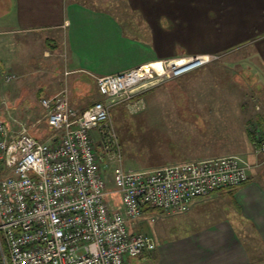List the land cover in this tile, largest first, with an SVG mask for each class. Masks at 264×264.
I'll list each match as a JSON object with an SVG mask.
<instances>
[{"label": "crops", "instance_id": "1", "mask_svg": "<svg viewBox=\"0 0 264 264\" xmlns=\"http://www.w3.org/2000/svg\"><path fill=\"white\" fill-rule=\"evenodd\" d=\"M116 1L0 0V75L11 70L31 75L36 70L28 63V56L19 54L18 42L9 43L7 53L4 46L12 42L15 33L41 31L45 43L54 39L56 56L63 61L64 71H70L65 77L75 75L72 90L68 86L73 106L85 108L96 98H104L95 76L178 55L228 56L249 49L250 66L260 83L259 88L253 83L250 86L254 90L251 99L264 109V0ZM49 31L56 37H48ZM216 62L201 68L209 70ZM228 63L225 59L216 67ZM13 82L1 80L0 90L17 105L22 93L16 87L19 84L11 85ZM27 99L30 106L31 101L37 103L34 95ZM251 102L241 97L194 98L185 103L188 109L176 111L178 123L170 122L165 134L175 142V148L166 146L171 156L167 162L235 154L254 165L245 183L194 199L187 211L192 228L166 242L159 239L154 252L143 254L154 258L156 264H264V163L257 160L248 126L254 120L264 130V111H251L247 107H252ZM190 113L200 119L183 116ZM30 114L33 116V111ZM218 198L225 204L220 211H212L211 203ZM128 262L140 264L135 257H129Z\"/></svg>", "mask_w": 264, "mask_h": 264}, {"label": "built area", "instance_id": "2", "mask_svg": "<svg viewBox=\"0 0 264 264\" xmlns=\"http://www.w3.org/2000/svg\"><path fill=\"white\" fill-rule=\"evenodd\" d=\"M222 57L178 55L95 76L104 100L85 108L73 106L67 87L42 96L43 116L56 133L49 141L24 122L13 127L1 112L7 101L0 90V264H129L157 248L141 231L146 206L187 212L194 199L245 183L254 164L235 154L126 169L112 118L115 105L144 107L147 90ZM14 78L3 75L4 82ZM249 130L264 163V130L255 121Z\"/></svg>", "mask_w": 264, "mask_h": 264}, {"label": "rangeland", "instance_id": "3", "mask_svg": "<svg viewBox=\"0 0 264 264\" xmlns=\"http://www.w3.org/2000/svg\"><path fill=\"white\" fill-rule=\"evenodd\" d=\"M117 0L116 2H119ZM115 2V1H114ZM102 5L107 7L110 3L103 2ZM115 12V11H114ZM120 13V11H118ZM120 19L124 20L123 16L118 15ZM9 24V22H7ZM38 32H31L25 34H13L12 42L5 43L4 51L9 52L11 49L10 44L18 42L17 47L21 55L28 56V63L36 69L29 74L11 72L15 78L12 80L11 85L16 86L22 93L17 105H14L11 99L6 97L7 107L1 110L2 114L10 121L13 127H18L19 122H24L30 128L33 135L49 141L55 137V129L48 125L47 120L44 118V112L40 105L42 96L53 94L61 91L63 88L70 86L72 90L73 80L75 75L65 77V69L63 61L56 56L52 45L44 42L45 35ZM48 37H53L55 34L51 31L46 32ZM138 35V34H137ZM56 37V35L54 36ZM53 45H55L53 43ZM24 46L25 49H24ZM9 47V48H8ZM4 52V53H5ZM222 56L223 53H218ZM249 49L242 51H235L228 56H223L213 64V68H200L190 72L181 77H177L168 82L162 83L157 87L144 92L143 97L144 107L130 108L126 103H120L112 107V118L118 133L122 152H123V165L126 169L133 170H149L152 168L171 164L166 161L170 158L168 148H175V142L171 141L168 137L167 130L170 122L178 123V115L176 111L179 109H188L185 103L191 99H204V98H233L241 97L251 100V106H247L251 111L262 112L264 109L259 105L257 108L256 103L251 99L254 90L250 88L253 85L259 88L260 83H257L259 78L255 70L250 66ZM240 57V59H239ZM227 59L229 62L239 61L241 64L228 63L227 66L216 65L221 61ZM60 60V61H58ZM237 63V62H236ZM251 67V68H250ZM30 71V69H29ZM67 79V80H66ZM3 80V75L1 76ZM69 80V82H68ZM259 80V79H258ZM11 81V82H12ZM45 86H41V83ZM97 86V85H96ZM15 87V89H16ZM41 88L43 90H41ZM240 90H237L239 89ZM50 89L52 93H46ZM69 89V88H68ZM70 100L71 99V91ZM41 92H40V91ZM241 93H240V92ZM237 93H239L237 95ZM34 95L37 103L31 101L27 102V97ZM73 97V96H72ZM24 99V100H23ZM90 98H87L89 100ZM104 98L98 97L95 101H102ZM73 103V102H72ZM33 104L34 107H33ZM84 107V106H80ZM233 107L231 106V109ZM33 111V116L30 114ZM32 116V117H31ZM177 116V117H176ZM191 119L199 120V116L194 113L183 115ZM193 116V117H190ZM176 117V118H175ZM254 120H250L248 126ZM264 128V127H263ZM168 137V138H167ZM257 160H259L257 158ZM114 167V164H112ZM109 169L108 172H112ZM222 195V193H219ZM228 197V196H227ZM117 202L118 198L114 197ZM222 199H214L211 203L212 211H220L222 204L225 202ZM227 207H225L226 209ZM152 216L156 217L154 222L150 221ZM231 216V215H230ZM141 231L148 232L152 235L157 242H166L175 235L187 233L192 228V223L188 212L176 213L174 211H155L149 212L142 217ZM160 239V240H159ZM249 245V244H248ZM251 249V248H250ZM140 264H156L154 258H149L144 255L135 257Z\"/></svg>", "mask_w": 264, "mask_h": 264}, {"label": "trees", "instance_id": "4", "mask_svg": "<svg viewBox=\"0 0 264 264\" xmlns=\"http://www.w3.org/2000/svg\"><path fill=\"white\" fill-rule=\"evenodd\" d=\"M53 40H54V39H50V38H49V39H48V44H49V45H52V46H51L52 48H55V47H56V43L53 42ZM53 43H54L55 45H53ZM144 210H145L146 213H148V212H155V211H161V210L151 209V208H149V207H147V206L145 207Z\"/></svg>", "mask_w": 264, "mask_h": 264}, {"label": "bare ground", "instance_id": "5", "mask_svg": "<svg viewBox=\"0 0 264 264\" xmlns=\"http://www.w3.org/2000/svg\"><path fill=\"white\" fill-rule=\"evenodd\" d=\"M156 65H157V66H159V65H160V63H159V62H157V63H156Z\"/></svg>", "mask_w": 264, "mask_h": 264}]
</instances>
